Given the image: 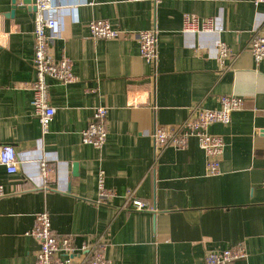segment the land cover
<instances>
[{
  "label": "crops",
  "instance_id": "1",
  "mask_svg": "<svg viewBox=\"0 0 264 264\" xmlns=\"http://www.w3.org/2000/svg\"><path fill=\"white\" fill-rule=\"evenodd\" d=\"M57 1L65 5L63 37L51 54L69 57L77 79L47 80L55 112L43 133L29 87L36 79L32 11L0 0V147L11 146L17 158L14 173L0 164V264H34L39 243L26 232L41 211L76 246L103 237L111 264H205L208 250L237 244L247 256L232 264H264V61L249 50L252 30L264 31V2ZM185 14L200 27L210 19L212 30L183 31ZM93 19L155 29L156 61L141 57L133 36L92 38ZM218 42L231 51L222 63ZM223 95L240 97L242 108L207 128L224 141L218 174H206L196 137L181 149L155 150V128L219 108ZM97 105L107 107L101 148L81 141ZM100 176L114 194L108 203H98ZM128 193L148 209L122 207Z\"/></svg>",
  "mask_w": 264,
  "mask_h": 264
},
{
  "label": "built area",
  "instance_id": "2",
  "mask_svg": "<svg viewBox=\"0 0 264 264\" xmlns=\"http://www.w3.org/2000/svg\"><path fill=\"white\" fill-rule=\"evenodd\" d=\"M128 2L151 1L154 4L161 0H126ZM254 4L263 3L264 0H252ZM20 5H34L33 17V38L34 51L32 65L35 70L36 79L29 87L33 96L31 106L38 118L41 130L45 133L54 115V108L47 99V80L54 79L62 84L76 81L72 71V62L66 55L59 59L53 58L51 45L55 40L63 37L62 11L65 5L57 0H34L25 3L19 0ZM183 31L195 32L199 30H212V21L204 20L201 27L199 20L194 15L185 14L183 20ZM90 36L98 39H115L119 37L136 38L139 44L141 57L146 62H155L157 58V31L153 28L139 30L136 32L112 27L106 20L93 19L88 22ZM249 50L255 62L264 61V31L254 28L251 32ZM231 51L223 43L218 42L219 60L222 63L224 58L229 56ZM220 107L215 109L201 108L197 113L185 120L182 124L174 127H157L152 132L155 150L172 146L178 149L184 148L190 137H196L200 148L206 157V174L216 175L220 171V157L223 151L224 141L221 136L211 134L207 131L209 125L215 122L227 124L230 122L231 113L242 108V100L238 96L223 95L219 98ZM107 107L97 105L93 108L92 118L87 126L81 130V141L84 144L101 148L107 136L106 129ZM0 164L7 172L17 171V158L15 150L11 146L0 147ZM41 174L46 176L49 167L46 162H40ZM98 203H108L113 197V192L102 185V177H99ZM5 195L0 185V197ZM124 208L140 211L146 210L147 204L128 193L125 196ZM34 237L39 243L34 264H111L106 255L107 242L99 236L93 240L82 242L76 246L73 237L70 235L55 234L52 231L49 214L46 211L34 214L33 226L26 232ZM247 256L245 247L242 244L216 250H208L205 255V264H232L234 261Z\"/></svg>",
  "mask_w": 264,
  "mask_h": 264
},
{
  "label": "water",
  "instance_id": "3",
  "mask_svg": "<svg viewBox=\"0 0 264 264\" xmlns=\"http://www.w3.org/2000/svg\"><path fill=\"white\" fill-rule=\"evenodd\" d=\"M25 3H29V2H34V0H24ZM13 3V8H27L30 11H34L35 10V6L34 5H30V6H26V5H20V4H16V0H12ZM13 11V10H12ZM11 11V12H12ZM74 170H76V166L74 167Z\"/></svg>",
  "mask_w": 264,
  "mask_h": 264
}]
</instances>
